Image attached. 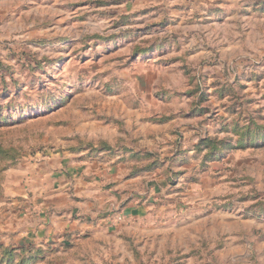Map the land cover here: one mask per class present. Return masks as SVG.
<instances>
[{
    "label": "rangeland",
    "instance_id": "rangeland-1",
    "mask_svg": "<svg viewBox=\"0 0 264 264\" xmlns=\"http://www.w3.org/2000/svg\"><path fill=\"white\" fill-rule=\"evenodd\" d=\"M0 264H264V0H0Z\"/></svg>",
    "mask_w": 264,
    "mask_h": 264
}]
</instances>
